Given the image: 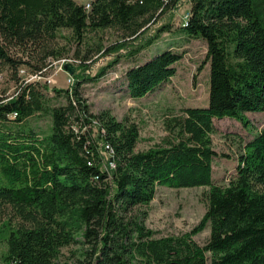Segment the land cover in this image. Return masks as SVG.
Returning <instances> with one entry per match:
<instances>
[{
    "label": "trees",
    "instance_id": "obj_1",
    "mask_svg": "<svg viewBox=\"0 0 264 264\" xmlns=\"http://www.w3.org/2000/svg\"><path fill=\"white\" fill-rule=\"evenodd\" d=\"M184 1L90 0L86 10L76 0H0V65L12 77L32 61L42 73L47 58L70 49L79 60L65 89L23 82L12 95L0 90L6 264H65L61 249L79 241L87 247L86 264H264V127L240 140L226 185L213 182V161L226 155L210 139L214 119L247 125L245 113L264 112V0H187V19L176 30L206 44L198 69L209 64L208 102L167 116L161 144L135 151L137 125L107 109L90 112L79 93L121 57L138 55L172 31ZM106 28L120 38L90 46L87 34ZM61 29L69 31L67 44L57 42ZM181 57L168 48L128 68L127 95L141 98L168 81ZM49 91L63 93L67 104L50 106ZM37 112L51 116L50 132L41 136L27 122ZM157 185L209 187L205 212L190 231L154 237L134 213ZM205 227L209 235L200 245L192 237Z\"/></svg>",
    "mask_w": 264,
    "mask_h": 264
},
{
    "label": "rangeland",
    "instance_id": "obj_2",
    "mask_svg": "<svg viewBox=\"0 0 264 264\" xmlns=\"http://www.w3.org/2000/svg\"><path fill=\"white\" fill-rule=\"evenodd\" d=\"M76 1L86 3L90 0ZM188 8L189 3L185 0L176 10L172 31L162 33L151 46L138 55L129 59L121 57L97 81L84 82L79 87V93L90 112L97 113L107 109L116 120L124 123L133 122L137 125L139 139L135 145V151L146 150L162 143L166 135L164 120L167 116L178 115L185 107L207 105L209 64L198 69L200 64H204L206 44L199 39L185 40L176 30L183 22ZM68 35L67 29H61L57 38L58 44H67L65 37ZM120 35V31L106 28L88 33L87 40L92 47L97 43L108 45L119 39ZM168 48L182 54L175 63V74L145 96L129 97L125 85L126 70ZM61 58H73L72 50L70 49ZM59 59L47 58L46 66L41 70L42 73L35 70L36 61H32L33 66L21 64L15 78L12 77L7 66L0 65L1 92L11 95L23 82H37V87L42 83L61 89L69 87L72 83L71 75L64 70L65 63L60 66ZM46 97L50 106L67 104V98L63 93L49 91ZM244 115L248 120L247 125L230 117L213 121L214 131L210 133L212 148L219 154L226 155L216 157L213 161L212 176L213 182L217 185H226L234 174L240 140H247L264 127V112H247ZM27 122L40 136L50 132L52 122L49 114L37 112L30 116ZM105 156L108 160L107 151ZM208 189V186L174 188L157 185L153 199L146 205L138 206L134 209V213L137 212L145 226L154 231V237L182 234L190 231L203 216L206 208L204 194ZM7 217L8 215L0 213V264H6L3 254L6 231L4 224L7 222ZM208 235L209 227H205L192 238L202 245ZM86 248V245L80 241L63 247L60 255L61 262L86 264L83 255Z\"/></svg>",
    "mask_w": 264,
    "mask_h": 264
},
{
    "label": "built area",
    "instance_id": "obj_3",
    "mask_svg": "<svg viewBox=\"0 0 264 264\" xmlns=\"http://www.w3.org/2000/svg\"><path fill=\"white\" fill-rule=\"evenodd\" d=\"M84 8L86 10H89L90 9V1L84 3ZM187 16H188V12L186 13L185 17H184V20H183V23L185 22V20L187 19ZM59 62H60V66L63 64V63H69V64H74V63H78L79 60L78 59H75V58H61L59 59ZM68 81H70V79H68ZM14 94V93H13ZM7 95V94H6ZM12 95V94H11ZM16 116V113L13 112L9 115V117L11 119H13L14 117ZM72 127L75 129V131H77V128L75 127V124L72 125ZM106 150L108 152V155H109V159H108V166L110 168H115V162L113 159H111L112 157V154H113V150L112 148L109 146V145H106Z\"/></svg>",
    "mask_w": 264,
    "mask_h": 264
},
{
    "label": "water",
    "instance_id": "obj_4",
    "mask_svg": "<svg viewBox=\"0 0 264 264\" xmlns=\"http://www.w3.org/2000/svg\"><path fill=\"white\" fill-rule=\"evenodd\" d=\"M63 68H64V70H65L66 72H68L70 75H72L73 72H74V66L71 65V64H69V63H65V64L63 65Z\"/></svg>",
    "mask_w": 264,
    "mask_h": 264
}]
</instances>
